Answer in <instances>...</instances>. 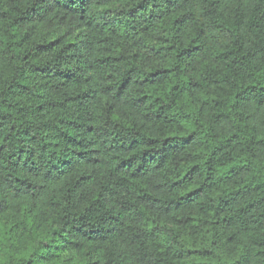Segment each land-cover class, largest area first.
<instances>
[{
    "label": "trees",
    "instance_id": "trees-1",
    "mask_svg": "<svg viewBox=\"0 0 264 264\" xmlns=\"http://www.w3.org/2000/svg\"><path fill=\"white\" fill-rule=\"evenodd\" d=\"M0 264H264V0H0Z\"/></svg>",
    "mask_w": 264,
    "mask_h": 264
}]
</instances>
